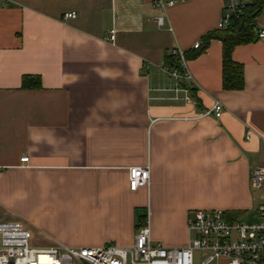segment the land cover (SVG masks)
I'll return each mask as SVG.
<instances>
[{"label":"crops","instance_id":"obj_1","mask_svg":"<svg viewBox=\"0 0 264 264\" xmlns=\"http://www.w3.org/2000/svg\"><path fill=\"white\" fill-rule=\"evenodd\" d=\"M224 14L225 0H0V223H25L40 248L126 247L149 218L154 245L182 248L195 211L252 212L264 39L233 51L240 91L223 89L219 40L187 59L193 80L165 71ZM24 76L42 88L23 90ZM215 101L221 118H198ZM147 165L150 186L131 191L130 169Z\"/></svg>","mask_w":264,"mask_h":264},{"label":"built area","instance_id":"obj_2","mask_svg":"<svg viewBox=\"0 0 264 264\" xmlns=\"http://www.w3.org/2000/svg\"><path fill=\"white\" fill-rule=\"evenodd\" d=\"M250 1L225 0V14L218 29H226L232 16ZM174 4L175 1H171L165 6ZM76 17L75 12H68L63 20ZM157 21L163 23L161 18ZM258 36L260 40L264 39V30H259ZM115 38L112 31L108 40L114 43ZM200 47V43L195 45V49ZM171 56L179 60L180 66L166 67L165 71L175 80H193L187 68L186 52L177 48ZM223 109V104L215 101L213 107L198 118L210 115L221 118ZM28 161V157L21 159V162ZM150 180V165L130 169L131 191L149 187ZM250 182L253 189L264 195V161L251 170ZM188 228L195 237L182 248L154 245L149 218L139 225L131 246L70 247L55 243L40 248L34 245V235L25 223L1 222L0 264H264V199L254 223L231 220L223 210H197L189 219Z\"/></svg>","mask_w":264,"mask_h":264},{"label":"trees","instance_id":"obj_3","mask_svg":"<svg viewBox=\"0 0 264 264\" xmlns=\"http://www.w3.org/2000/svg\"><path fill=\"white\" fill-rule=\"evenodd\" d=\"M264 10V0H251L239 10L230 20L228 27L207 34L202 39V45L193 55L186 53V59L196 57L205 52L213 40L223 43V89L240 91L245 86L244 67L233 60V51L237 46L246 45L259 40L257 19ZM170 68H179V60L173 56L167 58ZM42 88L39 76H24L22 89L37 90Z\"/></svg>","mask_w":264,"mask_h":264},{"label":"rangeland","instance_id":"obj_4","mask_svg":"<svg viewBox=\"0 0 264 264\" xmlns=\"http://www.w3.org/2000/svg\"><path fill=\"white\" fill-rule=\"evenodd\" d=\"M262 196L263 194L260 192L256 193V199H257V204H255L254 210H252V212H250L249 214H243L240 213L238 214V221L241 223H254L257 219L256 215L259 211V208L262 204ZM191 239L194 238V234H191Z\"/></svg>","mask_w":264,"mask_h":264}]
</instances>
